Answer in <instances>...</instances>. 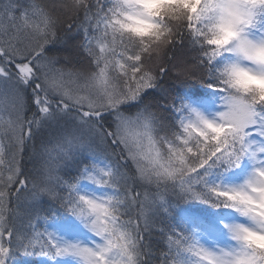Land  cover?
<instances>
[{"label":"snow or ice","instance_id":"obj_1","mask_svg":"<svg viewBox=\"0 0 264 264\" xmlns=\"http://www.w3.org/2000/svg\"><path fill=\"white\" fill-rule=\"evenodd\" d=\"M30 257L264 264V0H0V264Z\"/></svg>","mask_w":264,"mask_h":264},{"label":"trees","instance_id":"obj_2","mask_svg":"<svg viewBox=\"0 0 264 264\" xmlns=\"http://www.w3.org/2000/svg\"><path fill=\"white\" fill-rule=\"evenodd\" d=\"M171 82L168 81L165 86H168ZM195 87L199 88L200 85H196ZM21 263L24 264H47V262L42 258L30 257V258H21Z\"/></svg>","mask_w":264,"mask_h":264}]
</instances>
